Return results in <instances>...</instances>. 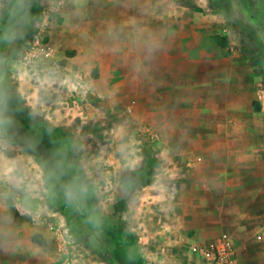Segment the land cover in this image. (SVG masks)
<instances>
[{
	"label": "rangeland",
	"instance_id": "rangeland-1",
	"mask_svg": "<svg viewBox=\"0 0 264 264\" xmlns=\"http://www.w3.org/2000/svg\"><path fill=\"white\" fill-rule=\"evenodd\" d=\"M241 28L259 46L250 88L247 76L240 80L244 124L259 118L245 106L252 89L264 86L261 0H0V157H9L12 146L20 155L11 174L0 178L1 264H71L50 244L31 241L59 222L75 243L76 264H135L128 259L138 247L125 224L136 213L121 209L126 199L135 207L140 195L122 196V175H108L112 166L103 154L126 156L128 138L150 145L147 154L134 150V157L148 158L151 173L154 136L160 134L152 128L169 124V84L209 77L211 59L236 50L242 54L235 64L253 61L251 40ZM219 37L229 38V54ZM46 44L54 48L53 59L25 61ZM138 107L152 113L144 125L125 113ZM163 135L158 140L166 142ZM193 156L204 153L194 150ZM200 244L181 249L194 256L192 248ZM234 244L242 264L247 251ZM143 247L160 253L148 264H177L175 246ZM112 252L125 255L115 261Z\"/></svg>",
	"mask_w": 264,
	"mask_h": 264
},
{
	"label": "crops",
	"instance_id": "crops-1",
	"mask_svg": "<svg viewBox=\"0 0 264 264\" xmlns=\"http://www.w3.org/2000/svg\"><path fill=\"white\" fill-rule=\"evenodd\" d=\"M261 1L264 5V0ZM241 29L251 40L253 61L235 64V60H241L242 54L236 50L229 57L212 58L209 77L195 79V83L185 78L169 84V124L166 129L152 128L159 135L167 134V141L158 140V134L154 136L157 145L152 147L151 173L146 166H150L148 158L134 157V150L140 151L137 155L147 154L150 145L145 148L128 138L126 156L119 158V154H103L112 166L108 175L114 178L122 175V196L125 197L126 193L127 198L132 192L140 195L135 207L126 199V206L121 209L124 213L128 210L136 213L135 219L126 218L125 224L127 235L136 241L134 244L138 247L136 254L131 253L128 259L135 264H148L158 259L159 250L145 251L143 246L161 244L177 248L174 252L177 264H209L195 255L186 256L188 252L181 248L195 240L208 243L222 234H229L241 249L244 247L247 251L242 255V264L247 261L264 264V123L259 103L254 101L259 90L254 92L252 89V93L247 91L252 100L245 107L249 115H259V118L253 121L243 119L242 124L244 89L240 82L242 76H247L249 89L254 81L259 66L256 63L259 46L247 29ZM230 31L235 33L236 28ZM228 49L229 46V54ZM2 97V100L7 99ZM127 112L128 117L139 118L141 125L147 116L152 115L145 107H138L131 114L128 112L129 115ZM131 125H125L127 134L132 132ZM12 149L9 157L5 154L0 157V178L10 175L12 165L20 159L13 146ZM194 150L200 155L204 153V157L194 159ZM134 174H138L135 182L130 179ZM46 233L37 235L53 246L55 254L76 264L72 256L75 246L69 247L66 255L61 254L58 252L59 240L49 230ZM258 236L262 237L261 241H257ZM33 237L31 241L35 244ZM130 249L126 247V251ZM120 255L112 252L111 258L116 261ZM124 255L125 252L121 256ZM119 263L125 264L123 259Z\"/></svg>",
	"mask_w": 264,
	"mask_h": 264
},
{
	"label": "built area",
	"instance_id": "built-area-1",
	"mask_svg": "<svg viewBox=\"0 0 264 264\" xmlns=\"http://www.w3.org/2000/svg\"><path fill=\"white\" fill-rule=\"evenodd\" d=\"M54 56V48L50 44L41 45L34 53L28 52L25 61L30 64L36 57L43 60H51ZM257 101L259 103V113L264 123V86H260ZM264 141V136H263ZM49 232L53 233L61 243L58 252L66 255L69 247L75 243L70 240L69 229L64 222L48 225ZM257 241L262 237L258 236ZM195 255L203 257L209 264H239L238 252L234 241L229 234H222L218 238L212 239L208 243L200 244L192 248Z\"/></svg>",
	"mask_w": 264,
	"mask_h": 264
},
{
	"label": "trees",
	"instance_id": "trees-1",
	"mask_svg": "<svg viewBox=\"0 0 264 264\" xmlns=\"http://www.w3.org/2000/svg\"><path fill=\"white\" fill-rule=\"evenodd\" d=\"M218 43H219L220 47L223 50H225L229 46V39L228 38L219 37L218 38ZM256 106H258V105L256 104ZM33 242L35 244H37L38 246H40V247H44L45 244H46V241L42 238V236H39V235L33 237Z\"/></svg>",
	"mask_w": 264,
	"mask_h": 264
},
{
	"label": "bare ground",
	"instance_id": "bare-ground-1",
	"mask_svg": "<svg viewBox=\"0 0 264 264\" xmlns=\"http://www.w3.org/2000/svg\"><path fill=\"white\" fill-rule=\"evenodd\" d=\"M12 151H13V150H10V153H9V154H12ZM13 156H14V155H13ZM10 160H11V159H10Z\"/></svg>",
	"mask_w": 264,
	"mask_h": 264
},
{
	"label": "clouds",
	"instance_id": "clouds-1",
	"mask_svg": "<svg viewBox=\"0 0 264 264\" xmlns=\"http://www.w3.org/2000/svg\"><path fill=\"white\" fill-rule=\"evenodd\" d=\"M0 92H2V89H0Z\"/></svg>",
	"mask_w": 264,
	"mask_h": 264
}]
</instances>
